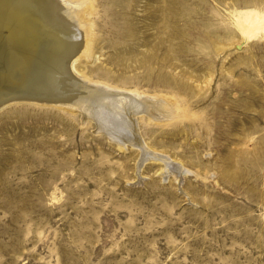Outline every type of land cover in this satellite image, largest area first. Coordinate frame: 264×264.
Listing matches in <instances>:
<instances>
[{
	"label": "rangeland",
	"instance_id": "1",
	"mask_svg": "<svg viewBox=\"0 0 264 264\" xmlns=\"http://www.w3.org/2000/svg\"><path fill=\"white\" fill-rule=\"evenodd\" d=\"M68 1L84 83L174 112L132 114L133 145L68 104L0 110V264H264V29L232 23L264 0Z\"/></svg>",
	"mask_w": 264,
	"mask_h": 264
},
{
	"label": "bare ground",
	"instance_id": "2",
	"mask_svg": "<svg viewBox=\"0 0 264 264\" xmlns=\"http://www.w3.org/2000/svg\"><path fill=\"white\" fill-rule=\"evenodd\" d=\"M85 11L91 14L93 8L90 5ZM81 12L68 0H0V110L14 103L59 110L68 104L118 144L136 145L140 140L131 115L149 114L150 107L165 113L171 105L84 83L88 72L81 68V58L91 56L95 41L89 22L85 37ZM232 23L252 37L264 29V12L245 11ZM171 166L180 174L179 167Z\"/></svg>",
	"mask_w": 264,
	"mask_h": 264
}]
</instances>
